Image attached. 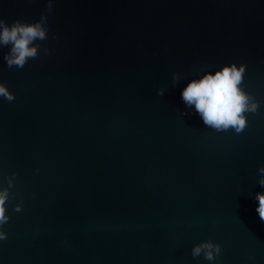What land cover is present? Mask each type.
Returning a JSON list of instances; mask_svg holds the SVG:
<instances>
[{"label":"water","instance_id":"1","mask_svg":"<svg viewBox=\"0 0 264 264\" xmlns=\"http://www.w3.org/2000/svg\"><path fill=\"white\" fill-rule=\"evenodd\" d=\"M46 7L0 0V18ZM48 25L49 54L22 69L0 48L16 97H0V189L16 173L0 264H264V0H55ZM232 63L261 102L241 134L181 97ZM207 240L216 261L191 255Z\"/></svg>","mask_w":264,"mask_h":264},{"label":"clouds","instance_id":"2","mask_svg":"<svg viewBox=\"0 0 264 264\" xmlns=\"http://www.w3.org/2000/svg\"><path fill=\"white\" fill-rule=\"evenodd\" d=\"M47 7L41 13L40 19L28 23L15 20L9 25L0 18V48L8 47L4 54L9 69H22L29 60H36L41 55H48L50 50L42 47L37 41L48 39L49 25L48 15L53 11L55 0H46ZM246 65L225 64L214 73L205 72L198 79H191L181 92V97L187 108L194 107L195 112L202 118L203 123L215 132L234 131L241 134L248 125V113L255 114L261 106L253 95L242 87ZM181 74H172V84L175 87ZM164 89L157 90V95L163 96ZM0 97L8 102L16 99L14 93L9 91L5 83L0 82ZM260 173L258 184L264 188V166L258 169ZM16 173L7 178L8 187L0 189V241L7 239V233L3 230L10 217L7 214V202L9 201V189L14 186ZM254 200L258 201L256 212L261 222H264V192H257ZM22 202L14 207V211L21 212ZM221 254V246L212 240L203 241L195 245L191 250L193 258L203 255L207 261L213 262Z\"/></svg>","mask_w":264,"mask_h":264}]
</instances>
